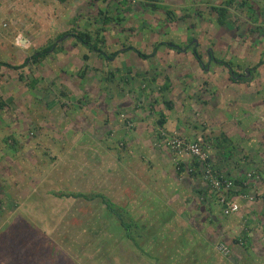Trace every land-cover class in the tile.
<instances>
[{
    "label": "rangeland",
    "instance_id": "obj_1",
    "mask_svg": "<svg viewBox=\"0 0 264 264\" xmlns=\"http://www.w3.org/2000/svg\"><path fill=\"white\" fill-rule=\"evenodd\" d=\"M230 1L0 5V64L29 59L25 68L0 69V224L11 223V244L36 254L35 264H264V0H236L221 26L213 8ZM79 33L90 34L106 56L120 54L100 57L77 42ZM65 36L34 63L33 55ZM169 42L183 52L163 47L142 60L125 51L149 55ZM217 61L253 76L233 81ZM145 128L154 158L169 156L177 168L185 155L195 160L185 172L200 181L202 194L192 210L177 212L181 223L164 213L158 188L142 215L148 223L133 214V157L152 158L133 155V138ZM175 140L198 144L206 164L188 149L177 151ZM208 170L235 183L227 202L237 213L225 215L226 196L213 190ZM243 174L248 180L239 184ZM76 192L123 208L126 221L140 224L146 254L100 200L53 194Z\"/></svg>",
    "mask_w": 264,
    "mask_h": 264
},
{
    "label": "crops",
    "instance_id": "obj_2",
    "mask_svg": "<svg viewBox=\"0 0 264 264\" xmlns=\"http://www.w3.org/2000/svg\"><path fill=\"white\" fill-rule=\"evenodd\" d=\"M59 43L61 42H57V44ZM163 47L170 49L167 46H161L159 50ZM159 50L157 51V53L159 52ZM174 51L180 53L183 52V50ZM200 66H203V64H200ZM231 75L234 78L233 74ZM165 120L166 122L162 125V127H165V124H167V117ZM147 151L148 153H150L152 158L133 157V214H138L140 215V217H142V215L148 213V204L150 200L157 196V193L154 192V190L157 188L159 193L165 194L164 200H162V202H164L165 204L162 203V208L164 211L167 207L169 211H164V213H167L171 215V217H174L177 212L178 214H184L185 211L192 210L194 208L195 202H199L197 194H202L200 192L202 189V185L200 181L193 180L191 178V175H189L188 173L186 174L185 171H188V169L190 170L191 167L194 166L195 160L185 155L180 167L177 168L174 165L172 158L169 156H155L154 158L148 130L147 128H145L142 131L137 132V134L133 138V155H139L143 152L146 153ZM237 176L239 184H244L245 181L248 180V175L246 176L243 174ZM6 188L8 189L7 186ZM175 191H179L180 193L176 194ZM175 205H178L180 207L176 208ZM175 218L177 222H182L178 220L179 215L177 217L175 216ZM141 219H143L144 223H148V220L144 216ZM171 222L172 220H169L167 222L168 226H170ZM10 224L11 223L9 222H2L0 224V264H23L26 261H29L30 264H35V262L37 261L36 254L32 253V255L29 256L24 252L25 250L23 245L20 248V245L16 243L11 244V238L8 231L11 227ZM17 227L19 228V226ZM14 229L16 230V228Z\"/></svg>",
    "mask_w": 264,
    "mask_h": 264
},
{
    "label": "trees",
    "instance_id": "obj_3",
    "mask_svg": "<svg viewBox=\"0 0 264 264\" xmlns=\"http://www.w3.org/2000/svg\"><path fill=\"white\" fill-rule=\"evenodd\" d=\"M236 0H231L230 2L227 3L226 7H214L213 10L215 11V13H217L218 15V22L221 26L226 25L227 22V14H228V8L230 6H232L234 4ZM153 9H157V7L155 6H151ZM167 14L169 16H172V14L170 12H167ZM76 39L78 40V42L80 43V45L82 44L83 46H86L87 48H89L90 50H92L93 52H96L100 55V57H103L105 59H107L108 61L113 60L114 57H117L120 53H115L112 56H106L100 49L99 47L96 45V43L93 40V37L88 34V33H79L76 36ZM57 44V43H56ZM56 44L52 45L50 48L46 49L43 52L38 53L37 55H33L32 56V60L34 61V63H38L40 62L44 56L49 53L51 51L52 48H54L56 46ZM161 46H167L172 50H177V51H181L182 47L178 46L177 44H175L174 42H169V43H161V44H157L154 47V51L152 52V54L147 55L141 51H139L138 49L134 48V47H129L127 48L125 51H132L134 53H136L140 59H146L149 60L151 58H154V56H156L157 51L159 50V48ZM194 56H195V60H197L199 62V64H202V60H201V56L198 55V53L194 50ZM211 58L213 59V56H211ZM29 60V59H28ZM28 60L20 66H15V65H11V64H6V63H1L0 64V69L2 68V66L8 67L9 69L12 70H18L21 68H25L26 66H28ZM218 64H220L223 67H226L229 69L230 73L233 74L234 78L233 80L235 81V76H238V74H235L233 71V66L231 63H226L223 61H217ZM246 74L242 77V76H238L239 80L241 82H247L248 79L246 77ZM252 76L253 73L251 72ZM168 106H171L172 108V104H168ZM166 122L165 118L163 117L162 119V125ZM224 140L228 143L230 142L229 139L227 137H223ZM231 143V142H230ZM54 196L58 197V198H72V199H77V200H85V201H95V200H100L102 204H104L107 207V210L109 212H111L116 218H118V220L121 223V226L124 229V233H125V238L128 239L129 241H131L134 246L141 251L142 253L146 254V251L143 247H141V245L138 243L137 241V234L140 233V224L137 222H134L132 218H130V222L126 221L125 216L123 215V208L113 204L109 199H107L104 195L101 194H95V195H89V194H84V193H53ZM147 256V255H146ZM157 263V260H156Z\"/></svg>",
    "mask_w": 264,
    "mask_h": 264
},
{
    "label": "built area",
    "instance_id": "obj_4",
    "mask_svg": "<svg viewBox=\"0 0 264 264\" xmlns=\"http://www.w3.org/2000/svg\"><path fill=\"white\" fill-rule=\"evenodd\" d=\"M9 0H0V5L2 3L7 2ZM176 145V150L179 152L185 151L186 149L193 152V154L198 158L200 165L203 166L206 164V159L204 155H202L201 148L198 144H190L186 143L185 141L175 140L172 142ZM206 178L209 180L211 187L216 192H223V195L226 198L223 199V203L226 204L225 207V215L230 216L239 211V207L236 203L232 202L231 200L227 202V199L230 195V192L233 190L234 182L230 179H223L214 175L212 170H208L207 174L205 175ZM219 251L225 255L230 254V249L226 246L220 245Z\"/></svg>",
    "mask_w": 264,
    "mask_h": 264
},
{
    "label": "water",
    "instance_id": "obj_5",
    "mask_svg": "<svg viewBox=\"0 0 264 264\" xmlns=\"http://www.w3.org/2000/svg\"><path fill=\"white\" fill-rule=\"evenodd\" d=\"M67 37L65 36L62 40H59L58 42H62L63 40H65ZM53 51V50H52ZM246 76L247 77H250L251 76V73L249 71H246Z\"/></svg>",
    "mask_w": 264,
    "mask_h": 264
},
{
    "label": "flooded vegetation",
    "instance_id": "obj_6",
    "mask_svg": "<svg viewBox=\"0 0 264 264\" xmlns=\"http://www.w3.org/2000/svg\"><path fill=\"white\" fill-rule=\"evenodd\" d=\"M246 71H248V70H246ZM246 71H245V73H246ZM251 73V72H250ZM251 76H252V74H251ZM247 77V76H246ZM249 77H247V79H248Z\"/></svg>",
    "mask_w": 264,
    "mask_h": 264
}]
</instances>
